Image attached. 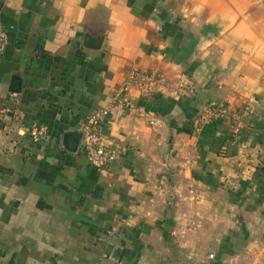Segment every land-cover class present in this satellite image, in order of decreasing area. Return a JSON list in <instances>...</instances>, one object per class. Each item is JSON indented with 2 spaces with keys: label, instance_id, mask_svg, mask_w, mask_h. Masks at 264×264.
<instances>
[{
  "label": "crops",
  "instance_id": "crops-1",
  "mask_svg": "<svg viewBox=\"0 0 264 264\" xmlns=\"http://www.w3.org/2000/svg\"><path fill=\"white\" fill-rule=\"evenodd\" d=\"M251 11L0 0L1 264H264V20ZM133 70L154 90L129 88L144 111L111 109L103 142L123 151L99 170L82 125ZM211 104L227 113L197 132Z\"/></svg>",
  "mask_w": 264,
  "mask_h": 264
},
{
  "label": "built area",
  "instance_id": "built-area-1",
  "mask_svg": "<svg viewBox=\"0 0 264 264\" xmlns=\"http://www.w3.org/2000/svg\"><path fill=\"white\" fill-rule=\"evenodd\" d=\"M9 42V33L6 29L0 27V55L5 51ZM132 85L138 86L143 96H148L154 90L155 77L139 70H133L128 81L113 97L111 104L90 114L82 125L83 149L85 156L88 162L99 170L110 167L123 151L122 149H110L106 147L103 142L101 129L111 109L114 107H120L122 109H128L131 112H135L137 110L144 111L143 107L137 106L131 100L129 88ZM226 113L227 109L222 106L217 104L208 105L195 115L193 121L194 129L197 132L201 131L205 125L212 123L214 120ZM233 125V134L238 136L242 129L240 115H236L234 117ZM29 132L35 140H41L45 136V129L43 127L33 126L29 129ZM209 257L210 259H214L215 255L210 254ZM221 264L231 263L223 262Z\"/></svg>",
  "mask_w": 264,
  "mask_h": 264
},
{
  "label": "rangeland",
  "instance_id": "rangeland-1",
  "mask_svg": "<svg viewBox=\"0 0 264 264\" xmlns=\"http://www.w3.org/2000/svg\"><path fill=\"white\" fill-rule=\"evenodd\" d=\"M243 1L241 0V3ZM248 3L251 4L253 18L257 21L264 20V0H245V4Z\"/></svg>",
  "mask_w": 264,
  "mask_h": 264
},
{
  "label": "water",
  "instance_id": "water-1",
  "mask_svg": "<svg viewBox=\"0 0 264 264\" xmlns=\"http://www.w3.org/2000/svg\"><path fill=\"white\" fill-rule=\"evenodd\" d=\"M98 44H99V41H98V40H96L95 42H93V43H92V45H91V46H92V47H96Z\"/></svg>",
  "mask_w": 264,
  "mask_h": 264
}]
</instances>
